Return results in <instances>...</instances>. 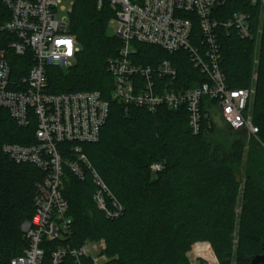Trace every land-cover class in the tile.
Masks as SVG:
<instances>
[{"label": "trees", "instance_id": "trees-1", "mask_svg": "<svg viewBox=\"0 0 264 264\" xmlns=\"http://www.w3.org/2000/svg\"><path fill=\"white\" fill-rule=\"evenodd\" d=\"M236 11L252 8L247 0H232L220 10L222 20ZM8 15L0 0V16ZM114 17L109 3L99 8L96 0H76L70 33L81 47L77 62L68 70L47 69L51 94L98 91L109 102L99 142L82 146L123 207L120 218L108 219L93 200L92 173L87 171L79 180L66 171L63 195L70 206L72 235L65 243L79 248L87 241H103L109 258L105 264H190L187 253L196 244L210 245L220 264H251L264 248V32L258 48L256 41L220 32L227 85L255 87L252 114L258 135L233 131L225 121L223 127L214 124L209 115L214 102L208 99L201 131L194 135L185 108L150 113L113 99L108 63L122 47L109 31ZM195 33L199 38L197 25ZM134 47L137 64L156 67L170 61L186 90L207 80L185 51L170 55L153 46ZM11 59L13 77L27 76L31 63ZM34 133V126L20 129L0 111V264H10L28 247L21 225L34 219V199L43 179L36 167L12 163L1 146L30 145ZM153 164H162L164 170L151 172ZM60 244L44 242V264H52L51 253ZM63 264L75 262L68 257ZM82 264L93 263L84 259Z\"/></svg>", "mask_w": 264, "mask_h": 264}, {"label": "built area", "instance_id": "built-area-1", "mask_svg": "<svg viewBox=\"0 0 264 264\" xmlns=\"http://www.w3.org/2000/svg\"><path fill=\"white\" fill-rule=\"evenodd\" d=\"M99 8L109 3L115 12L114 36L121 40L118 55L110 59L108 72L114 79L113 99L126 108L155 113L161 108L186 109L194 135L201 131L206 99L214 102L209 112L220 111L230 129L256 137L252 103L255 87L231 89L221 69L220 32L236 34L258 43L264 32V0H247L251 12L236 11L222 20L220 10L232 0H96ZM76 0H2L9 15L0 16V111L20 129L34 126L33 143H5L1 152L16 165H32L43 173L35 195V215L21 231L28 247L10 264H44V242H63L51 253L52 264L72 258L75 264L89 259L105 264L103 241H87L79 248L65 243L72 235L70 206L63 195L64 177L70 171L83 180L94 177L93 200L111 220L120 218L123 207L93 168L83 144L99 142L110 104L98 91L53 95L47 69L72 68L81 52L70 33V15ZM196 25L200 37H196ZM198 39V42H196ZM135 44L162 49L173 55L189 54L193 67L207 80L186 90L170 61L156 67L135 62ZM31 63L27 76L13 77L11 58ZM258 60L255 61L257 65ZM164 170L153 164L151 172Z\"/></svg>", "mask_w": 264, "mask_h": 264}, {"label": "rangeland", "instance_id": "rangeland-1", "mask_svg": "<svg viewBox=\"0 0 264 264\" xmlns=\"http://www.w3.org/2000/svg\"><path fill=\"white\" fill-rule=\"evenodd\" d=\"M114 25H115V21L113 19V20H111L110 25H109V31H110L111 35H114V33H115V29L113 28ZM260 43H261V40L258 43V47L260 46ZM209 115H210L211 120L214 124L223 127V120H222V116H221V113L219 110L214 109L212 112H210ZM196 247L198 249H196ZM201 250H202V252H200ZM198 252H200V253H198ZM202 253L209 256V258L206 260L203 257H201L200 254H202ZM187 257L190 261V264H211L209 261H211L212 264H220L218 258L216 257L215 252L213 251L211 246L208 244H196V245L192 246L190 251L187 253Z\"/></svg>", "mask_w": 264, "mask_h": 264}, {"label": "water", "instance_id": "water-1", "mask_svg": "<svg viewBox=\"0 0 264 264\" xmlns=\"http://www.w3.org/2000/svg\"><path fill=\"white\" fill-rule=\"evenodd\" d=\"M244 133L246 132L244 131ZM251 264H264V248H263V254L254 258Z\"/></svg>", "mask_w": 264, "mask_h": 264}, {"label": "bare ground", "instance_id": "bare-ground-1", "mask_svg": "<svg viewBox=\"0 0 264 264\" xmlns=\"http://www.w3.org/2000/svg\"><path fill=\"white\" fill-rule=\"evenodd\" d=\"M211 264H212V262L211 261H209Z\"/></svg>", "mask_w": 264, "mask_h": 264}]
</instances>
